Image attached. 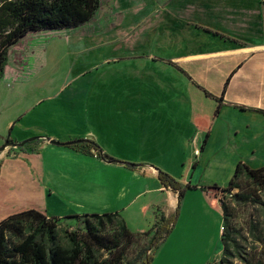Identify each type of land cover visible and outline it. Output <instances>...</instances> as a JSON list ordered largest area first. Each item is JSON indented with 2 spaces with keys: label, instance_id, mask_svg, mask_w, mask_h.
Instances as JSON below:
<instances>
[{
  "label": "crops",
  "instance_id": "1",
  "mask_svg": "<svg viewBox=\"0 0 264 264\" xmlns=\"http://www.w3.org/2000/svg\"><path fill=\"white\" fill-rule=\"evenodd\" d=\"M133 1L101 0L99 10L116 15L109 30L124 34L108 42L111 67L88 90L73 89L90 94L86 118H46L69 123L52 133L23 124L22 138H31L0 152V221L30 209L60 218L118 212L143 233L180 209L188 224L200 220L185 241L198 243L202 220L221 238L220 189L239 163L264 166V0ZM24 117H0V129ZM51 140H91L101 153ZM159 169L195 188L180 198Z\"/></svg>",
  "mask_w": 264,
  "mask_h": 264
},
{
  "label": "rangeland",
  "instance_id": "2",
  "mask_svg": "<svg viewBox=\"0 0 264 264\" xmlns=\"http://www.w3.org/2000/svg\"><path fill=\"white\" fill-rule=\"evenodd\" d=\"M135 1L133 3L137 8ZM128 16V20L122 22V29L133 20L137 22L143 13L136 18ZM116 21V15L111 17L109 14H103L100 9L92 23L68 30L31 32L10 47L5 75L0 79V117H25L22 121L17 120L15 127L12 124L9 127L3 125L0 129V147L8 139L18 141L16 137H20L22 140L19 141H23L31 138H22V130L26 129L21 128L23 124L34 126V122H40L48 133H52L60 129L66 131L69 129V123L62 126L48 124L46 118H86L90 94H74L73 89L81 85L88 90L92 75H101L111 67L108 60L113 58L111 56L115 52L108 46V42L115 38L114 31L117 30H109L107 26ZM123 34L124 31H118L117 38ZM134 114L129 112L124 118L134 121ZM235 183L237 187L232 195L220 193V199L225 201L230 209V218L227 220V227L232 235L229 253H221L222 241L219 234L213 239V222L210 220L205 223L201 221L198 243L196 238L185 241L184 234L190 224L193 228L200 220L195 215L193 223L196 225L191 222L188 224L189 217H181L178 209V214L174 215L175 225L163 242L151 248L150 240L154 232L135 234L131 244L124 238L122 244L125 252L122 256L120 251L111 248V242L110 247H95L96 261L99 264H144L143 257L153 255L152 264H264V183L249 179L244 174L239 176ZM237 193L248 194L251 201L236 203L233 195ZM52 221L57 242L65 248L73 246L72 234H77L79 238L85 237L88 231L87 223L94 227L98 234L108 239L122 233L119 218L112 221L104 219L102 224L92 217H59ZM11 240L19 241L10 238L9 242Z\"/></svg>",
  "mask_w": 264,
  "mask_h": 264
},
{
  "label": "trees",
  "instance_id": "3",
  "mask_svg": "<svg viewBox=\"0 0 264 264\" xmlns=\"http://www.w3.org/2000/svg\"><path fill=\"white\" fill-rule=\"evenodd\" d=\"M101 4V0H0V79L5 74L9 49L13 44L15 45L31 32L68 30L84 26L93 19ZM68 146H81L84 152L101 153L97 143L91 140H76ZM243 174L249 179L264 183V166L251 168L245 163H239L229 185L220 189V193L226 195L234 191L237 187L236 179ZM159 178L165 188L177 191L180 198L187 190L195 188L190 184L183 186L181 181L162 169H159ZM233 198L236 203L251 201L246 193L234 194ZM220 203L225 226L221 241L224 254H227L232 236L227 227L230 209L225 201L221 200ZM68 217L77 219L92 217L100 224L104 219L112 221L114 218H119L122 233L108 239L98 234V231L86 222L88 231L85 237L79 238L77 234H72L73 246L65 248L57 242L56 229L52 221L59 217H47L37 209L24 210L0 221V264H99L94 256L95 247H110L109 242H111L113 243L111 248L120 251L122 256L125 252L124 244H122L124 238L128 244H131L132 237L140 234L131 232L118 212L69 215ZM174 223L175 217L168 219L161 217L159 224L153 230L143 232L145 234L154 232L150 240L151 248L161 243L171 233ZM10 238H16L19 241L9 242ZM152 260L153 255L143 257L144 264H152Z\"/></svg>",
  "mask_w": 264,
  "mask_h": 264
},
{
  "label": "water",
  "instance_id": "4",
  "mask_svg": "<svg viewBox=\"0 0 264 264\" xmlns=\"http://www.w3.org/2000/svg\"><path fill=\"white\" fill-rule=\"evenodd\" d=\"M51 143L53 144H56V145H62V146H65V145H70L71 143L73 142H76L75 141H71V142H67V143H63L61 141H58V140H51L50 141ZM8 144H11V145H17V144H14V143H11V141L7 140L1 147H0V152L3 151L5 149V147L8 145ZM24 144V143H23Z\"/></svg>",
  "mask_w": 264,
  "mask_h": 264
},
{
  "label": "built area",
  "instance_id": "5",
  "mask_svg": "<svg viewBox=\"0 0 264 264\" xmlns=\"http://www.w3.org/2000/svg\"><path fill=\"white\" fill-rule=\"evenodd\" d=\"M198 150H199V149L195 150V153H198ZM232 193H233V191L231 192V195H232Z\"/></svg>",
  "mask_w": 264,
  "mask_h": 264
}]
</instances>
